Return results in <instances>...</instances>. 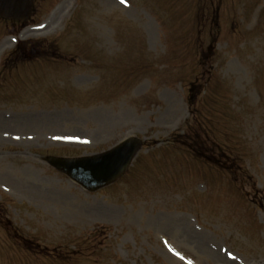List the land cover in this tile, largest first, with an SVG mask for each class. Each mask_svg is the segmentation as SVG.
Returning <instances> with one entry per match:
<instances>
[{
  "label": "rangeland",
  "instance_id": "374dc122",
  "mask_svg": "<svg viewBox=\"0 0 264 264\" xmlns=\"http://www.w3.org/2000/svg\"><path fill=\"white\" fill-rule=\"evenodd\" d=\"M198 3L35 0L25 26L0 22L1 64L16 42L40 51L15 73V63L0 68V264H264V209L249 193L256 184L264 194V0H210L200 15ZM216 30L214 62L195 63L193 42L207 45ZM194 77L212 97L201 108L214 109L242 157L235 178L245 191L167 143L190 117ZM25 134L33 140L6 139ZM132 137L144 148L103 192L45 161L99 155ZM97 226L106 236L88 237ZM16 230L77 256L36 257Z\"/></svg>",
  "mask_w": 264,
  "mask_h": 264
},
{
  "label": "water",
  "instance_id": "95a60500",
  "mask_svg": "<svg viewBox=\"0 0 264 264\" xmlns=\"http://www.w3.org/2000/svg\"><path fill=\"white\" fill-rule=\"evenodd\" d=\"M8 2H13L14 8L8 7ZM25 5V7H23ZM32 0H0V14L6 16L7 18H15L19 20H25L29 17L31 13ZM23 10L21 14L19 11ZM141 148V142L138 140H131L126 144H123L121 147L113 151L109 155L112 159V167H102V170L99 173L93 172L89 176L97 182L93 183L94 188H99L101 186H106L107 184L113 182L119 178L129 167L130 163L138 153ZM74 161L65 160V159H50V163L63 172L69 171L73 175H77L80 170L79 166H72V164L77 165L76 163H71ZM106 161H103V163ZM85 167L90 164V162H82ZM81 177V176H80ZM89 178L88 181L89 182Z\"/></svg>",
  "mask_w": 264,
  "mask_h": 264
},
{
  "label": "trees",
  "instance_id": "16d2710c",
  "mask_svg": "<svg viewBox=\"0 0 264 264\" xmlns=\"http://www.w3.org/2000/svg\"><path fill=\"white\" fill-rule=\"evenodd\" d=\"M198 89L197 85H191L190 86V99L191 102L194 104L196 102L197 97L199 96V93L196 91ZM211 130L208 128V130L205 132V139L202 138L200 135L199 138L203 141L204 146L199 144L198 140H194L192 143H187L186 147L188 149L192 150V153L196 155L200 159L209 160L211 163L217 165L218 167H221L223 169L228 170L229 172L233 173L235 169H233L232 165L227 164H220L216 160L215 153H217L219 156L224 157L229 155V150H226V148L219 150L217 147L213 148L215 143L210 138ZM176 136V135H175ZM178 144L183 145V138L177 137L175 140ZM209 143H211V147H209Z\"/></svg>",
  "mask_w": 264,
  "mask_h": 264
},
{
  "label": "bare ground",
  "instance_id": "6f19581e",
  "mask_svg": "<svg viewBox=\"0 0 264 264\" xmlns=\"http://www.w3.org/2000/svg\"><path fill=\"white\" fill-rule=\"evenodd\" d=\"M226 262L229 264H235V262H232V261H226Z\"/></svg>",
  "mask_w": 264,
  "mask_h": 264
},
{
  "label": "snow or ice",
  "instance_id": "6c2138e0",
  "mask_svg": "<svg viewBox=\"0 0 264 264\" xmlns=\"http://www.w3.org/2000/svg\"><path fill=\"white\" fill-rule=\"evenodd\" d=\"M120 2H121V3H125V2H126V0H120Z\"/></svg>",
  "mask_w": 264,
  "mask_h": 264
}]
</instances>
